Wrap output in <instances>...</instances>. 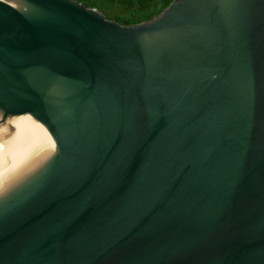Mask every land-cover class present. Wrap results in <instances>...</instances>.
Returning <instances> with one entry per match:
<instances>
[{
  "label": "water",
  "instance_id": "95a60500",
  "mask_svg": "<svg viewBox=\"0 0 264 264\" xmlns=\"http://www.w3.org/2000/svg\"><path fill=\"white\" fill-rule=\"evenodd\" d=\"M0 145V264H264V0H0Z\"/></svg>",
  "mask_w": 264,
  "mask_h": 264
},
{
  "label": "rangeland",
  "instance_id": "374dc122",
  "mask_svg": "<svg viewBox=\"0 0 264 264\" xmlns=\"http://www.w3.org/2000/svg\"><path fill=\"white\" fill-rule=\"evenodd\" d=\"M72 1H76L80 3L85 8H93L96 12L100 13L107 20H113V21L116 20L117 22L122 24L128 22L130 23L129 25H134L133 22L144 19L145 8L147 7L153 8L154 6L153 4L156 3H160L158 7L161 8L160 6H164V4L168 0H72ZM153 18H155V16Z\"/></svg>",
  "mask_w": 264,
  "mask_h": 264
},
{
  "label": "trees",
  "instance_id": "16d2710c",
  "mask_svg": "<svg viewBox=\"0 0 264 264\" xmlns=\"http://www.w3.org/2000/svg\"><path fill=\"white\" fill-rule=\"evenodd\" d=\"M171 0H168L165 4H164V6H160L161 8H159L158 6L160 5V3H156V4H153L154 6H153V8H145V17H144V19H142V20H138V21H135V22H133V24H137V23H139V22H141V21H143V22H145V21H149L151 18H153L154 16H156V15H158L166 6H167V4L170 2ZM155 6H157V7H155ZM155 7V8H154ZM116 23H118V24H122V23H119V22H117L116 20H114ZM130 23H123L122 25H129Z\"/></svg>",
  "mask_w": 264,
  "mask_h": 264
},
{
  "label": "snow or ice",
  "instance_id": "6c2138e0",
  "mask_svg": "<svg viewBox=\"0 0 264 264\" xmlns=\"http://www.w3.org/2000/svg\"><path fill=\"white\" fill-rule=\"evenodd\" d=\"M3 151V145H0V152Z\"/></svg>",
  "mask_w": 264,
  "mask_h": 264
},
{
  "label": "flooded vegetation",
  "instance_id": "af4514ba",
  "mask_svg": "<svg viewBox=\"0 0 264 264\" xmlns=\"http://www.w3.org/2000/svg\"><path fill=\"white\" fill-rule=\"evenodd\" d=\"M172 1H173V0H172ZM172 1H170V2H172ZM170 2H169V3H170ZM169 3H168L167 5H169Z\"/></svg>",
  "mask_w": 264,
  "mask_h": 264
}]
</instances>
